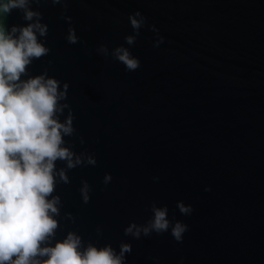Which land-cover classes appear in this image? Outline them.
Returning <instances> with one entry per match:
<instances>
[{
    "label": "water",
    "instance_id": "water-1",
    "mask_svg": "<svg viewBox=\"0 0 264 264\" xmlns=\"http://www.w3.org/2000/svg\"><path fill=\"white\" fill-rule=\"evenodd\" d=\"M31 7L49 27L40 39L50 53L32 62L29 75L47 71L61 88L69 84L64 102L76 134L65 140L97 159L57 186V239L76 231L85 243L117 251L131 243L126 264H264V0H70L71 25L61 19L62 4ZM136 11L147 24L128 45ZM6 23L27 22L14 10ZM70 26L77 44L66 40ZM102 44L107 58L97 52ZM121 45L140 60L136 71L112 58ZM178 201L192 214H181ZM153 202L189 226L182 243L170 231L124 235L130 223L147 222Z\"/></svg>",
    "mask_w": 264,
    "mask_h": 264
},
{
    "label": "clouds",
    "instance_id": "clouds-1",
    "mask_svg": "<svg viewBox=\"0 0 264 264\" xmlns=\"http://www.w3.org/2000/svg\"><path fill=\"white\" fill-rule=\"evenodd\" d=\"M40 2L0 0V264H126V255L132 252L131 243L122 241L117 251L111 244L85 243L76 231L57 239V218L63 203L60 195L55 194L56 188L71 182L70 170L96 166L97 159L94 154L75 152L65 140L76 134L71 106L64 102L69 84L65 82L61 88V81L50 77L47 71L29 75L32 62L50 53L40 39L47 37L49 27L42 22V12L31 7ZM44 2L64 5L61 19L71 25L72 17L66 15L70 0ZM14 10L22 12L26 24L8 26L6 19ZM128 20L135 35L125 37V41L134 45L147 18L136 11ZM151 28L158 32L155 25ZM66 40L69 44L80 42L74 27H69ZM163 40L159 37L154 46L158 47ZM97 52L107 58V45H100ZM111 56L128 72L141 67L140 60L123 45L115 47ZM66 109L68 115L61 120ZM58 163L64 167L58 168ZM112 179L110 173L106 174L103 183L108 185ZM154 180L158 182L159 177ZM90 192V184L82 181L80 193L85 204L90 202ZM176 206L183 215H191L194 210L183 201ZM150 211L152 215L146 223H130L124 235L140 239L170 231L175 241L183 242L189 226L169 219L167 205L157 206L153 202ZM65 218L75 222L71 213Z\"/></svg>",
    "mask_w": 264,
    "mask_h": 264
}]
</instances>
